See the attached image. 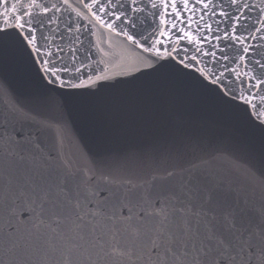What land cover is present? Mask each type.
Instances as JSON below:
<instances>
[{"label":"snow or ice","instance_id":"1","mask_svg":"<svg viewBox=\"0 0 264 264\" xmlns=\"http://www.w3.org/2000/svg\"><path fill=\"white\" fill-rule=\"evenodd\" d=\"M69 9L86 23L67 21L57 43L50 26ZM85 29L109 39L85 45ZM112 34L127 42L120 52ZM6 39L47 57L48 83L68 90L46 97L43 110L126 82L119 78L178 71L163 63L177 59L264 116V0H0V46ZM203 57L212 69L199 67ZM39 116L24 113L37 129L66 128ZM58 159L23 128L0 144V264H264V156L257 165L219 154L141 183L93 167L73 172ZM135 161H117V171Z\"/></svg>","mask_w":264,"mask_h":264},{"label":"water","instance_id":"2","mask_svg":"<svg viewBox=\"0 0 264 264\" xmlns=\"http://www.w3.org/2000/svg\"><path fill=\"white\" fill-rule=\"evenodd\" d=\"M71 2L75 6V0ZM70 12L57 13L58 25L50 26L56 29L53 34L57 35V43H61L59 34L64 32L67 21L86 23ZM249 14L254 22L255 9ZM109 35L99 29L93 36L85 29L81 39L88 45L89 40L107 41ZM111 39L120 45L116 52L127 43L114 34ZM70 44L68 39L63 41L65 59ZM101 47L107 49V44ZM42 58L47 57L31 52L16 39H6L0 46V144L7 133L23 128L38 137L45 151L57 155L58 163L67 162L73 172L93 167L97 176H112L117 182L131 178L138 183L148 180L155 170L179 172L219 154L249 159L257 165L264 156V116L258 117L244 104L238 91L227 95L220 86L204 79L195 67L184 69L177 59L163 63L175 65L178 71L137 79L119 78L126 82L106 87L96 96L85 93L73 103H62L59 109L49 111L42 109L46 97L68 90L48 83ZM92 59L106 58L97 53ZM202 59L205 63L199 67L207 64L212 69V62L207 57ZM236 87L232 85L233 89ZM24 113H40L39 119L61 122L66 128L37 129L24 119ZM130 156L136 157L135 163L127 171H117L116 162ZM213 169L224 170L225 165L215 162ZM83 187H89L86 180Z\"/></svg>","mask_w":264,"mask_h":264}]
</instances>
